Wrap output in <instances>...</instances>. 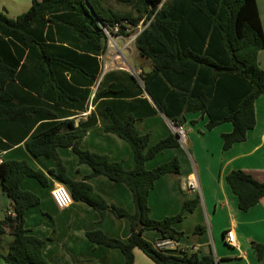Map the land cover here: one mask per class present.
I'll return each mask as SVG.
<instances>
[{"label":"trees","instance_id":"1","mask_svg":"<svg viewBox=\"0 0 264 264\" xmlns=\"http://www.w3.org/2000/svg\"><path fill=\"white\" fill-rule=\"evenodd\" d=\"M116 2L129 9L119 11L102 0H31L28 9L15 17L0 11V148L23 141L33 156L55 160L56 168L47 173L69 189L73 200L87 203L101 217L109 210L127 218L126 240L101 229L85 232L91 242L119 249L123 264H133L135 247L155 264H215L213 254H172L143 237L145 230H156L161 239L179 240L184 233L173 224L194 208L198 196L185 200L174 215L161 219L149 216L148 194L154 181L167 172L179 173L180 164L177 156L151 169L145 167V162L162 149L177 146L179 140L170 133L150 144L149 133H141L134 121L159 109L173 124L183 126L184 113L200 112L207 115L206 129L231 123V131L221 134L223 149L245 140L247 131L255 125L254 101L264 94V69L257 60L264 48V33L256 2ZM140 21L146 26L135 37L134 46L137 54L150 62V69L137 77L124 70H111L100 77L98 57L107 42L104 29L124 36ZM114 24H118L115 32ZM93 85L96 91L92 102L104 130L131 147L130 170L124 168L122 160L110 161L105 154L79 147L87 128L96 121L94 111L76 126L72 119H56L58 114L84 110ZM130 90L143 107L136 113L126 111L127 106L134 108L123 98ZM26 95L32 96L36 105H27ZM41 101L47 103L42 105ZM31 113L33 118L24 120ZM41 118L43 121L37 123ZM14 123L24 127L17 135L13 133ZM57 146L71 147L79 162L91 168L89 176L101 174L124 183L131 192L134 212L107 203L85 180L68 177ZM25 177L35 178L42 186L48 184L47 174L23 159L0 162L1 189L11 199L12 209L0 220V234L8 232L12 237L0 258L8 264H51L43 254L44 239L25 227L26 210L40 200L34 192L20 187ZM225 180L237 196L241 211H247L264 196V179L257 180L243 169L230 170ZM199 230L197 226L195 231ZM250 245L261 259L264 241H251Z\"/></svg>","mask_w":264,"mask_h":264},{"label":"crops","instance_id":"2","mask_svg":"<svg viewBox=\"0 0 264 264\" xmlns=\"http://www.w3.org/2000/svg\"><path fill=\"white\" fill-rule=\"evenodd\" d=\"M255 2L264 33V0ZM128 9L129 7L126 10ZM145 26L140 21L127 35L107 37L105 50L98 57L100 77L111 70H124L137 77L139 73L150 69V62L139 56L134 46L135 37ZM118 58L127 65H120ZM257 60L264 69V48L258 52ZM95 91L96 86H91L84 110L71 115L58 114L56 119H72L74 126L80 121H86L92 111L95 113V103L92 102ZM129 92L123 98L134 108L131 110L127 106L126 111L136 113L142 110L134 91ZM25 98L27 105H36L32 96L26 95ZM149 101L155 107L150 99ZM41 103L45 105L47 102ZM254 111L255 125L247 131L246 139L233 143L228 149L222 148L221 134L231 131L230 122L206 129L207 115L200 112L184 113L183 128L187 133L185 143L179 142L177 146L164 148L145 162V167L151 169L177 156L180 164L179 173L167 172L154 181L148 194L149 216L161 219L178 213L185 200L198 196V202L191 211L185 212L182 220L173 224L175 229L184 233L179 240L161 239L158 231L145 230L143 237L146 240L155 246L167 241L171 248L164 251L172 254L182 255L193 251L200 255L213 254L218 264H264V255L257 259L250 245L251 241H264V196L247 211H241L237 205V196L225 180L226 174L232 169H243L257 180L264 179V94L255 99ZM33 116L31 113L24 120H30ZM94 118L95 123L87 128L79 147L105 154L110 161L122 160L124 168L130 170L133 167V154L129 144L115 134L106 132L96 113ZM40 121L43 118L37 120V123ZM134 124L141 133H149L150 144L173 133V123L158 109L151 115L136 118ZM12 128L16 135L24 130L17 123ZM1 141L5 142L3 138ZM56 151L68 177L76 181L85 180L107 203L120 206L129 213L134 212L131 192L124 183L101 174L89 176L91 168L86 163L79 162L69 146H57ZM0 158L23 159L32 168L47 174L46 186H42L33 177H25L20 187L34 192L40 199L37 205L26 210L25 227L29 233L44 239L43 254L51 264H123L124 258L119 249L91 242L85 232L101 229L109 236L126 240L129 229L127 218L117 217L109 210L101 217L93 207L77 200H73L66 208H57L50 197V189L60 181L47 173L56 168L55 160L42 155L33 156L26 150L23 141L7 149L0 148ZM191 173L196 174L199 186L197 191L185 188V179ZM11 210V199L0 185V220ZM197 226L201 230L195 231ZM228 229H232L235 235L233 246L225 241ZM10 241L11 235L8 232L0 234V253L7 252ZM133 255V264H155L137 247L133 249ZM0 264L8 263L0 258Z\"/></svg>","mask_w":264,"mask_h":264},{"label":"built area","instance_id":"3","mask_svg":"<svg viewBox=\"0 0 264 264\" xmlns=\"http://www.w3.org/2000/svg\"><path fill=\"white\" fill-rule=\"evenodd\" d=\"M117 29H118V24H114L113 31L115 32L117 31ZM104 32L106 33L107 37L114 35V34H110L106 29H104ZM171 126L173 129V133L177 136L179 142L184 144L186 141L187 133L185 129L183 128V126L175 125V124H171ZM1 161L2 159L0 158V162ZM185 188L188 191L198 190L199 188L198 180H197L195 173H191L187 176V178L185 179ZM50 197L53 203L55 204V206L59 209L68 207L73 201L69 189L61 182H56L52 186V188L50 189ZM9 213H12V211ZM225 241L228 245H231V246L235 245L236 240H235V235L232 229H228L225 232ZM156 247L162 250H167L171 248V246H169L167 241L158 243Z\"/></svg>","mask_w":264,"mask_h":264},{"label":"rangeland","instance_id":"4","mask_svg":"<svg viewBox=\"0 0 264 264\" xmlns=\"http://www.w3.org/2000/svg\"><path fill=\"white\" fill-rule=\"evenodd\" d=\"M30 2L31 0H0V11L5 12L9 17H15L18 14L26 11L30 5ZM102 2L103 4L110 6L116 10H126L128 8V5L116 2V0H102ZM260 4L261 7H263V4ZM117 61L120 65H127L126 63L124 64L119 58Z\"/></svg>","mask_w":264,"mask_h":264},{"label":"water","instance_id":"5","mask_svg":"<svg viewBox=\"0 0 264 264\" xmlns=\"http://www.w3.org/2000/svg\"><path fill=\"white\" fill-rule=\"evenodd\" d=\"M147 94V96L149 97V95H148V93H146ZM150 98V97H149ZM158 111H160L159 109H158ZM161 112V111H160ZM177 137V136H176ZM215 264H218V262L216 261L215 262Z\"/></svg>","mask_w":264,"mask_h":264}]
</instances>
